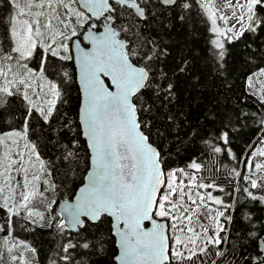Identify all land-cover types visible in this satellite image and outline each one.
Here are the masks:
<instances>
[{
	"label": "snow or ice",
	"instance_id": "obj_1",
	"mask_svg": "<svg viewBox=\"0 0 264 264\" xmlns=\"http://www.w3.org/2000/svg\"><path fill=\"white\" fill-rule=\"evenodd\" d=\"M6 5L0 264H36L37 249L14 235L21 222L50 230V264H101L109 252V264H264V136L241 151L243 170L224 172L222 161L237 159L234 141L249 120L264 133V112L232 106L227 95L235 46L251 49L249 59L264 53V0ZM193 15L210 21L203 68L165 39ZM257 79L248 76L245 92L259 91L264 105ZM216 81L221 92L210 91ZM73 83L75 119L66 107ZM194 100L203 124L189 120ZM69 183L72 196L58 201L53 194Z\"/></svg>",
	"mask_w": 264,
	"mask_h": 264
},
{
	"label": "trees",
	"instance_id": "obj_2",
	"mask_svg": "<svg viewBox=\"0 0 264 264\" xmlns=\"http://www.w3.org/2000/svg\"><path fill=\"white\" fill-rule=\"evenodd\" d=\"M199 9H194V13L199 12ZM8 7L6 5V0H0V19H6L8 16ZM210 21H207V18H201V15H193L192 22L184 25L177 22L175 27L171 30L170 34L165 38L166 43H169L172 46L173 54L175 55L177 51L182 50V54L188 55L189 58H197L196 63H198L200 68L204 67L206 57V49L208 48V39L211 36V33L208 31ZM4 27L0 26V39L3 38ZM261 43V41H257ZM252 51L251 49L245 50L241 44H237L233 50V55L229 57V71L231 75L228 77V80L233 85L232 92H229L227 95L230 97V104L235 106L237 104L244 105V110L248 112H264V105L260 103V99L255 94H246L245 85L248 76L264 68V53L259 55H254L249 59L248 53ZM256 52H260L259 49H256ZM70 71H75L71 64L68 65ZM214 81V77H208V84H211ZM219 81H216V87L210 88L212 92H221L222 89L219 87ZM234 93V94H233ZM193 95H196L193 93ZM207 95V93H205ZM67 97L70 103L66 106L67 110L71 113L73 119L76 118V113L78 112L79 102H80V93L78 90L77 84H69L67 86ZM223 99V97H221ZM191 114L189 120L191 122H199L203 124L201 118V107L198 106L197 101H192L191 103ZM39 125H37V129ZM259 128L258 118L249 120L245 126H243L239 133H237V138L234 141L233 150L237 154V159L232 160L227 157H223L222 161L224 164V172L229 171L232 168L243 170L244 164L241 157V151L247 149L248 142H252L260 139L264 136V133L257 131ZM83 143V138H81ZM152 142L155 144H160L162 141L155 134V129L152 130ZM165 146H168V142H164ZM45 152L50 155L53 154V149L51 145H48L44 149ZM187 153L185 155H189ZM179 157L175 158L173 163L179 161ZM63 169H61V174ZM83 176V168L79 174L75 177V184H79L81 177ZM73 183H69L65 188L61 189L59 193L53 194V196L59 201L65 198L72 196V189L74 188ZM227 188L228 185L225 184ZM217 195H222L220 193H214ZM55 207V206H54ZM24 222H21L15 229L14 235L20 238L28 240L33 247L37 249V262L38 264H50V259L53 256L54 243L53 236L48 229H36L35 231L28 230L26 231L23 226ZM2 250V249H0ZM93 259L100 261V257H94ZM112 260L111 253L107 254L106 259H104L101 264H109V261ZM4 264H7L4 262Z\"/></svg>",
	"mask_w": 264,
	"mask_h": 264
},
{
	"label": "rangeland",
	"instance_id": "obj_3",
	"mask_svg": "<svg viewBox=\"0 0 264 264\" xmlns=\"http://www.w3.org/2000/svg\"><path fill=\"white\" fill-rule=\"evenodd\" d=\"M215 3H216V6H217V7H221V6L223 5V3H224V0H215ZM230 23H231V21H230ZM218 24H221V25H222V22H220V21L218 20ZM262 70H264V68H263V69H260L259 71L255 72V73H253L251 76H253L254 78H258V79H257V82L261 84V87H264V75H260V73H261ZM254 94H255L256 96L260 97V93H259V91H256ZM16 237H17V236H16ZM17 239H19V240H23V241H26V242L30 243L28 240H26V239H24V238L17 237ZM30 244H31V243H30ZM31 245H32V244H31ZM32 246H33V245H32ZM5 262L7 263V261H5ZM36 264H38L37 259H36Z\"/></svg>",
	"mask_w": 264,
	"mask_h": 264
}]
</instances>
